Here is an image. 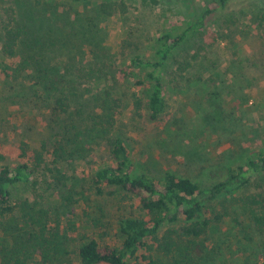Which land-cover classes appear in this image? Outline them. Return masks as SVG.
I'll return each mask as SVG.
<instances>
[{"label":"rangeland","instance_id":"1","mask_svg":"<svg viewBox=\"0 0 264 264\" xmlns=\"http://www.w3.org/2000/svg\"><path fill=\"white\" fill-rule=\"evenodd\" d=\"M103 1L0 0L17 8L24 29L18 55L0 57V167L17 164L22 141L49 144L47 163L12 190L15 211L0 219V264L17 257L79 264L78 248L88 239L120 244L119 222L137 208L114 187L96 195L84 161L94 149L85 130H99L105 116L115 120L112 134L125 140L137 171L154 177L171 171L210 186L264 149V0H117L127 12L111 15L100 11ZM202 17L205 25L165 66L167 110L151 119L145 103L136 109L135 88L119 79L118 67L127 57L149 56L163 33H181ZM82 66L92 72L88 79L76 78ZM65 69V90L77 96L59 117L37 88ZM54 141L73 154L69 164L54 165ZM202 219L211 222L205 235L180 237L169 253L141 251L137 262L262 264L264 175L207 205ZM41 227L39 241L32 233Z\"/></svg>","mask_w":264,"mask_h":264},{"label":"trees","instance_id":"2","mask_svg":"<svg viewBox=\"0 0 264 264\" xmlns=\"http://www.w3.org/2000/svg\"><path fill=\"white\" fill-rule=\"evenodd\" d=\"M33 1L37 6L48 2ZM73 1L86 3L91 0ZM126 8L123 1L104 0L100 11L111 15L116 11L126 13ZM204 25L205 20L202 17L190 22L187 29L181 33L176 34L169 30L156 39L149 56L136 54L125 58L119 65V79L130 80L135 88L133 100L137 110L145 103L150 118L154 120L166 113L168 104L165 66L187 36ZM23 36L24 29L19 23L17 8L11 4L0 3V57L6 59L16 57ZM37 62L41 63L39 60ZM91 74L92 72L85 66L76 70V78L79 80L88 79ZM41 84L37 92L40 97L47 96L51 100L52 113L59 117L69 114L73 97L77 94L75 91L65 90L71 85L68 70L56 74L54 79L47 78ZM98 126L99 130L98 128L85 130V133L88 132L89 136H92L94 145V149L89 150L85 160L82 159L92 170L90 188L96 195L104 196L107 187H114L123 192L122 201L130 203L137 211L120 220L119 229L123 238L118 246H102L94 239H88L81 244L78 248L79 264H140L137 261L141 251L169 253L180 237H200L207 233L211 222L202 219L207 205L230 191L241 189L252 177L264 175V149H261L244 164L230 169L225 178L210 186L203 187L189 177L171 171H167L161 177L150 176L137 171L135 160L125 140L112 134L115 126L113 117L105 116ZM64 137L69 142L72 139L67 134ZM52 144L57 158L54 165L64 163L65 166L66 162L69 164V157L73 154L67 153L66 145L60 141H54ZM95 149L97 151H94ZM48 153L47 141H42L39 146L22 141L18 146L17 164L0 167V219L14 213L12 190L31 182L35 174L47 163ZM0 160L5 161L1 153ZM29 216L31 217L30 213ZM26 223L28 226L29 222ZM35 224L36 222H33V225ZM33 231L32 236H37L39 241L40 233L46 234L43 227L33 228ZM149 241H152V244ZM27 262L17 257L13 264Z\"/></svg>","mask_w":264,"mask_h":264}]
</instances>
